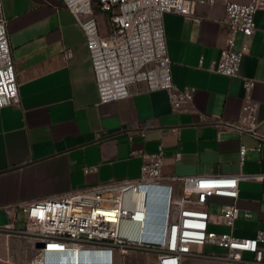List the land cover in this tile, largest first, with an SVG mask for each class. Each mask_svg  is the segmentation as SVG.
<instances>
[{
    "label": "crops",
    "instance_id": "obj_1",
    "mask_svg": "<svg viewBox=\"0 0 264 264\" xmlns=\"http://www.w3.org/2000/svg\"><path fill=\"white\" fill-rule=\"evenodd\" d=\"M224 1L196 4L191 17L164 15L172 79L179 87L194 88L191 103L172 109L165 91H149L144 84L131 85L125 98L99 103L84 32L62 0H1L20 97L17 105L0 108L3 220L14 223L16 219V225L19 213L14 218L10 208L19 203L134 179L139 176L141 158L130 152L153 153L162 145L164 175H243L232 232L252 237L264 230V180L256 178L264 175V143L257 150L258 142L251 135L219 131L216 124L217 116L238 118L243 80L253 78L252 97L259 103L257 120L264 134V9L255 13L256 30L247 39L249 49L238 75L226 76L205 69L219 57L227 32L221 21ZM241 144L247 147L242 161ZM177 153L180 157L175 160ZM174 188L179 191L180 185ZM231 202L213 197L209 209L214 212ZM210 227L218 232L230 230L222 225ZM22 247L21 241L0 233V264H28L30 252ZM204 250L224 252L210 245ZM243 256L251 259L249 253ZM78 258L74 250L66 261L51 259L45 264H77ZM112 264H156V254L114 251ZM182 264L236 263L183 257Z\"/></svg>",
    "mask_w": 264,
    "mask_h": 264
},
{
    "label": "built area",
    "instance_id": "obj_2",
    "mask_svg": "<svg viewBox=\"0 0 264 264\" xmlns=\"http://www.w3.org/2000/svg\"><path fill=\"white\" fill-rule=\"evenodd\" d=\"M79 22L93 70L98 102L107 103L129 95V87L144 84L149 91L163 90L172 109L191 103L193 87H179L172 79L167 51L164 15L192 16L196 4L215 0H62ZM264 9V0L224 1L222 22L227 27L219 57L206 70L237 76L243 56L249 49L247 39L256 30L255 13ZM101 15L102 21H99ZM195 20H198L195 18ZM203 59L199 60V66ZM255 79L243 80L241 112L235 120L216 117L219 131L247 133L264 143L257 120L258 101L252 97ZM18 82L7 32V19L0 0V108L19 103ZM144 134L143 130H140ZM247 147L241 144L244 159ZM141 158L139 176L112 180L86 189L71 191L43 200L19 203L10 208L14 218L23 214V226L2 221L0 233L7 239L28 242V264H44L54 256L71 257L74 250L83 259L112 264L113 253L128 250L154 252L156 264H182L183 257L213 258L236 264H264V230L252 237L233 234L239 209V180L243 175L199 174L164 175L165 149L158 145L153 153L132 150ZM180 155L175 154V160ZM85 171H89L88 168ZM264 180V175H256ZM180 185V190L174 186ZM145 202L140 203V198ZM213 197L230 199L217 211H210ZM249 217L250 212L245 211ZM145 223L144 231L139 223ZM127 223L132 228H124ZM211 225L228 227L218 232ZM37 243L42 245L37 247ZM210 245L221 254L204 250ZM22 247V249H23ZM249 253L251 259L245 258Z\"/></svg>",
    "mask_w": 264,
    "mask_h": 264
},
{
    "label": "water",
    "instance_id": "obj_3",
    "mask_svg": "<svg viewBox=\"0 0 264 264\" xmlns=\"http://www.w3.org/2000/svg\"><path fill=\"white\" fill-rule=\"evenodd\" d=\"M3 218L4 217L0 213V223H2ZM41 245H42L41 243H37V246H41ZM58 260L66 261L65 258L58 259ZM77 264H100V263L97 261V259H83V258L80 257L77 260Z\"/></svg>",
    "mask_w": 264,
    "mask_h": 264
},
{
    "label": "bare ground",
    "instance_id": "obj_4",
    "mask_svg": "<svg viewBox=\"0 0 264 264\" xmlns=\"http://www.w3.org/2000/svg\"><path fill=\"white\" fill-rule=\"evenodd\" d=\"M145 202V200H144V198H140V200H139V205H140V203H144ZM145 223H139L138 224V226H139V230L142 232V231H144V229H145ZM24 246H28V242L27 241H25L24 242ZM60 258H62V257H60V256H54V258H51L52 260H55V261H58V259H60ZM60 261V260H59ZM44 264H45V262H44Z\"/></svg>",
    "mask_w": 264,
    "mask_h": 264
},
{
    "label": "rangeland",
    "instance_id": "obj_5",
    "mask_svg": "<svg viewBox=\"0 0 264 264\" xmlns=\"http://www.w3.org/2000/svg\"><path fill=\"white\" fill-rule=\"evenodd\" d=\"M98 18H99V21H102V19H101V15H98ZM23 215L21 214V213H19L18 214V219H17V222H16V225L18 226V227H20V226H23ZM123 227L124 228H132V226L131 225H129V224H127V223H124L123 224ZM37 247H39V246H37Z\"/></svg>",
    "mask_w": 264,
    "mask_h": 264
}]
</instances>
